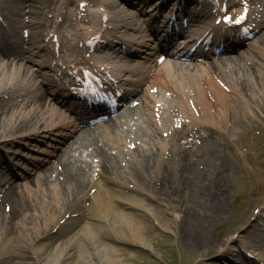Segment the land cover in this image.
Instances as JSON below:
<instances>
[{"label": "bare ground", "instance_id": "bare-ground-1", "mask_svg": "<svg viewBox=\"0 0 264 264\" xmlns=\"http://www.w3.org/2000/svg\"><path fill=\"white\" fill-rule=\"evenodd\" d=\"M79 2V0H76ZM12 3L10 5L14 6V10L12 12V23L18 25L21 23V20L27 15L31 16H44L45 11H56V6L60 3H63V0H10ZM66 3V4H65ZM63 3L64 7L75 4L74 0H66ZM79 4V3H78ZM88 4L95 6L99 5L107 11L106 14L112 15L117 12H121L120 5L114 0H91ZM9 6V5H8ZM79 10V7L77 6ZM89 12V11H88ZM44 14V15H43ZM103 17V13H91L89 12L86 15V19L92 23L98 22V33L100 30L104 29L103 23L99 20ZM60 26L62 29L71 30L70 33H73L72 30L76 28L77 25H82L84 19L80 16V13H70V11H63L60 15ZM134 20H131L133 22ZM107 22V21H106ZM64 23V24H63ZM132 24H125L121 26L122 29H134L131 28ZM107 26V25H106ZM41 26L39 25L38 28ZM55 33V31H54ZM261 35L257 39V43L259 46L264 47V32L260 33ZM90 36L91 34L88 33ZM66 40V39H65ZM66 44L69 45V54H71L70 63L74 68H79L84 60L82 58V54L86 50L84 47V36L79 35L78 33H74L70 40H66ZM142 44L144 43L141 41ZM82 45L81 49L79 48ZM234 44L229 45V49H232ZM61 48V44H60ZM110 45L100 44L98 45L94 52V57L96 58V52L101 51L100 49H108ZM152 51L149 53L148 58L146 59L147 66L142 68H130L127 67L124 71L128 75L136 74L138 76V81L133 83L132 86L135 87L133 91V95H137L138 92L144 90L147 86H152L151 88H158V91H164V93L171 94V101L166 102L159 96L160 99H157L155 96L150 95L148 92L143 95V100L141 101V112H145L150 117V111L153 106L155 108L156 103L159 101L160 103V120L156 121L154 119V113L152 111V116L154 121H152V131L153 134L160 135L161 133L169 134V139L165 141V145L159 147V145L154 141L153 134L148 132L146 128L143 127L142 124H137V130L135 136L132 140H140L145 146L152 145L156 149V153H151L148 151H140V152H132L131 160L126 169L125 174L127 177L135 184H138L142 187L141 192L150 193L152 195H158L159 193L164 194V189L156 186L157 178L155 176V172L166 173V179L168 180L171 177L170 172L171 166L175 163L179 164L177 167L180 170L183 168L182 162L187 159L192 152L197 150H203V152H207L211 156H220V150L218 146L210 139V136H201L200 144L193 145L187 151H182L178 135L181 131H175L173 128L174 124H178V120H181L180 114L187 118H191L192 123L195 125L197 122L205 123L207 127L209 126H218L221 125L222 129H236L240 125V120L245 116L247 111V103L244 101V98H247L248 95L253 91V86L251 82V78L253 75L256 76L257 72L250 67L245 66L241 63L239 59L233 56H229L226 58H222L219 60H213V67L207 66L205 69L201 70V66H204L203 61L208 57L205 54H200L203 59L198 65L194 67L196 70V75L192 76L189 70H176L174 68L167 67L166 65H157V62H151L150 59L159 55L161 51L151 49ZM118 55H124L122 51H116ZM226 54V53H225ZM179 54H176L178 57ZM212 56V54H210ZM9 62H4L0 65V79H8V83L0 87V128L3 131H16L21 132L24 130H39L46 129L47 126L50 125V122L44 123V126H38V123L41 121L39 118L53 120L54 117L63 118V113L61 111H57L54 107H50L48 110L44 111V105L41 104L39 97L32 93L29 95L28 91H20L11 92V87H8L12 81L17 82L21 79V76H24V69L20 64H17L16 61L21 59L22 53L13 52L11 56H9ZM116 58H122L121 56H115ZM190 59L192 57H189ZM194 59V58H193ZM127 64H132V61L127 62ZM227 68L229 70V77H227L226 82L232 87L231 90H234L233 93L227 94L220 88H218L215 80L212 78L215 73V69L217 71H221V69ZM256 73V74H255ZM234 77V80L231 79ZM256 80L258 83H261L264 80V72L259 73L256 76ZM8 87V88H7ZM185 89L189 90L191 93L188 94L184 92ZM18 92H22L23 94L17 95ZM191 94V96H190ZM16 95V96H15ZM187 99V100H185ZM191 99V103L193 104L196 113H199L197 119H192L190 116V111L188 110V105L191 106L189 102ZM174 105V106H173ZM173 106V110H167L168 115H164V107ZM151 107V108H150ZM18 109L19 111L17 112ZM172 108V107H171ZM170 109V108H169ZM26 111V112H25ZM260 111L264 112V106L260 107ZM178 113V115H176ZM41 114V115H39ZM46 115V116H43ZM14 116H16L14 118ZM134 116L139 117L140 112L137 108L127 107L122 112H120L119 118L124 121H130ZM175 120L173 121V118ZM151 118V117H150ZM114 120L110 119L101 124L106 133H111L115 130L116 125L114 124ZM3 121L6 124H2ZM176 122V123H175ZM38 126V127H37ZM66 127L69 128L67 135H65V139L69 140L75 137L71 144H68L63 152L57 158V163L60 167V171H56L54 169L51 172L44 173L40 176V181H37V187H41V190H49V200L45 201L44 199L41 201V198H44L41 192V196L36 194L35 202L33 203V207L29 206V202L27 203L26 197L28 188L24 187L26 197L15 192L14 186H10L6 189L0 190V238L3 240L0 246V264H18L20 260L26 261L31 264H115L116 261L112 258L114 255L113 249L101 242H95L93 240L94 236L102 230L98 228L93 230L91 228L88 230V226L83 227V232L76 238L67 242L66 244L57 246H51V251H44L45 247H42L40 250L31 251V241L29 242L30 235L37 236L39 232V228L41 226L45 229L48 223L56 222V216H54L55 211H59V216L62 212H67L69 214L75 207V201L79 197H87L90 195L85 193V190L89 188H96V184L94 182H90L87 184L85 168H82L80 165H77L70 157V153L74 150L77 151L80 149H90L89 155L94 159H99V165L101 171L105 173H112L113 170V159H111L106 153L103 151L102 147L99 146L98 142L92 138L90 135L79 132V135L74 136L78 131L76 126H71L73 132H70V126L68 124ZM48 131V130H47ZM64 132V131H61ZM132 142V141H131ZM221 142L219 141V144ZM136 151V150H135ZM128 152V151H127ZM208 154L206 156H208ZM174 158L172 161L171 158ZM201 169H198L194 164H192V168L198 169L200 171V175L195 177L197 181H199L200 186H204L203 188L206 190H213L217 186L220 187L223 185L224 180L227 177L231 176V167L227 164L220 165L221 160L218 158H214L212 161H209L207 157L198 160ZM214 164V165H211ZM172 171V170H171ZM52 173L55 176H52ZM187 173V172H183ZM54 178V180L49 183V179ZM217 187V188H218ZM99 188V187H98ZM219 189V188H218ZM194 189L192 188L191 191ZM204 191V192H205ZM103 192V193H102ZM207 192V191H206ZM37 193V192H35ZM51 194V195H50ZM100 196L98 199V203L102 205H106L109 208V211L114 216V224L113 229L117 236H120L122 239L136 238L138 243H142V238L138 236L136 229L134 228L135 223L131 220L130 214L119 213L116 207L111 204V201L116 198L113 196L111 191L107 190H99L98 193L94 195ZM6 204V206H10L9 211L3 212L2 205ZM2 208V209H1ZM31 208H39L38 210L41 212V216L32 215ZM218 217L217 215H215ZM41 219V224H33V221L37 219ZM100 220V219H99ZM126 220L128 222H125ZM218 220V219H217ZM216 220V221H217ZM48 222V223H47ZM75 222L72 218H67L63 221L61 225H59L60 232H64L65 230H69L73 226ZM128 223V224H127ZM41 225V226H40ZM132 228L128 229V226ZM134 225V226H132ZM197 225V224H196ZM211 229V225L204 223L198 228H193L192 224L189 223L186 226L185 233L187 236L192 234L197 241L194 246V241H187L185 239V244L188 245L187 248H198L200 245H205L203 248L196 249L195 251L198 253L202 251L208 244L209 237L208 231ZM88 230V232H86ZM129 230V232H128ZM83 234L84 237L82 236ZM189 234V235H188ZM16 235V236H15ZM90 237V238H88ZM6 238V239H5ZM90 240V242L88 241ZM207 242V243H206ZM228 245L231 246L236 244V241L233 238L228 239ZM220 245V243H219ZM233 247V246H232ZM251 247L253 250H263L264 251V240H259L253 242ZM234 251V250H233ZM231 250H229V254ZM238 255H240V251H238ZM30 261V262H29Z\"/></svg>", "mask_w": 264, "mask_h": 264}, {"label": "rangeland", "instance_id": "rangeland-1", "mask_svg": "<svg viewBox=\"0 0 264 264\" xmlns=\"http://www.w3.org/2000/svg\"><path fill=\"white\" fill-rule=\"evenodd\" d=\"M1 1L2 0H0V3ZM5 1H3L4 5ZM4 5H1V7L3 8ZM144 16L147 17L148 15L146 14ZM85 28L87 27H84V29ZM30 65L31 63L29 62H23L22 67L29 69ZM179 65V63H176L173 66L177 67ZM22 79H24V77ZM7 83L8 79H0V87ZM40 88L42 89L43 87L40 86ZM259 90H261L259 86L254 87L253 93L250 95L251 100L247 102L250 111H256V114H259L260 106H264V100L259 98ZM46 91L49 93L52 89L46 88ZM256 92L258 97L256 96ZM15 110H17V112L19 111L18 109ZM2 124H6V122L3 121ZM86 130L88 131V128ZM216 130L217 132L210 130V139L220 150V156H217L219 158L218 160H221L220 165L228 164L231 167V176L227 177L226 175L223 185L220 187L217 186L219 189L216 187L210 191L206 190V192L203 188L205 185L200 186L199 181L195 178L200 175L198 169H201V166L198 160H204V157H207V159L213 158L211 155L206 156L207 152H203V150L192 152V154L182 162L185 165H183L181 170L177 167L179 164L175 163L171 166L170 172H168L171 174V177H169L168 180L166 179V173H162L160 170L155 172V176L157 175L156 183H158L156 186L164 189V194L159 193L158 195H152L145 192L140 194L142 187L133 183L127 177V174H125L129 165V157L126 156L123 151L120 152L117 158L118 163L116 162V165H119V169L113 173L112 176L103 177L108 181L113 180L114 184L102 185L101 181L98 183L106 189L112 191L117 190L120 193L118 198H114V200L111 201V204H116L118 206L117 211H119V213L130 214L131 220H133L136 225L132 226L136 229L138 236L142 238L143 244L138 243L134 237L122 239L120 237L122 234L120 236L116 235L112 227L114 224V216L109 211L110 207L99 204L97 201L100 196L98 195L96 196L95 202H84L81 210L84 208L88 209L89 204L92 209L86 211L83 219L69 228L64 234L57 233V222L60 221V218L65 212H62L59 216V211L56 210L54 213L56 222H47L48 225L45 229L40 225L41 228H39L37 236L30 235L29 242H33L31 250H40L42 247H45L44 251H51V246L66 244L81 233H84L83 227L88 226V230L91 228H93V230L98 228L102 229L94 236L93 240L95 242H101L114 250V256L112 258L115 259V264H213V262L221 263L223 258L230 264H233V262L235 263V252L232 253L231 257H224L227 250L236 249L237 251L240 247L241 251L246 253L252 239L258 234L263 236L264 191L262 194H256L251 188L255 181H260L262 175L259 172L264 173V120H260V118L257 117L253 118V115L248 112V114L245 113V116L240 120V125L236 129ZM13 133L14 132L11 131H3L0 128V138L2 139L6 136H12ZM193 133L196 134L195 131H193ZM186 136L187 135L184 137ZM178 140L182 151L190 149L191 146L188 143L192 142L191 135L187 136V140L186 138L182 140L178 138ZM185 140L188 141V143ZM100 141L104 144L109 143L102 136H100ZM219 141L222 143V146H219ZM161 142L164 146L165 142L163 140ZM29 144L31 143H26L27 147H23L21 143L18 146L17 143L11 145V147L14 146L13 149H17V160L20 156L28 159H35L41 156L37 149L32 148ZM159 144V146H162L160 142ZM19 146L22 147L18 148ZM11 147L7 149L11 150ZM148 148L149 152H155L154 147ZM3 150L4 149L0 150L1 157H3ZM113 153H115V151H113ZM10 154L11 153L6 152L5 155L6 161L10 162V166L15 170L14 173H10L11 178H13L11 180L14 182L15 192L26 197V194H23L25 193L24 187L28 188L26 201L27 203L29 202V206L31 207H33V203L35 202L34 195L38 194L41 196V192L44 196V198H41V201L43 199L45 201L49 200L50 191L48 189L41 190L37 187V182L35 181L37 177L29 176L30 174H20L13 166L15 160H12L13 158ZM174 158L175 157L171 158V160L173 161ZM212 160L213 159H210L209 161ZM192 164L198 169L193 170ZM4 176L6 178L5 172ZM22 176H27L28 180L25 181V183H21L19 180ZM0 181V184L4 183V181ZM192 188L194 189L193 191H191ZM123 192L127 193L128 196H123ZM90 202H94V204L92 205ZM251 206L255 208H250L252 209L250 210L249 207ZM9 207L10 206L3 204V212L7 213L10 209ZM33 209L35 208H31V211ZM38 209L39 208L32 211L31 214L39 217L41 212ZM247 209H249L250 212L246 221H243L245 216L247 217ZM65 217L66 215L64 218ZM258 218H262L263 221H259ZM123 221L128 222L126 220ZM40 222L41 219L38 218L33 221V224L35 226L37 223L41 224ZM240 222L241 225H239ZM189 223L192 224L193 228H198L204 223L211 225V229L208 231L207 235L209 237L208 244L198 253L195 250L203 248L205 245L189 249L187 248L188 245L184 242L185 239L189 241V243L190 240L194 241V244L191 245L194 246L197 244L196 242L200 240H195L192 234H188V237L187 233H185L186 226ZM130 227L128 226V229L131 230L132 228ZM88 230L86 232H88ZM229 232L238 242L236 248H231V246L225 242L228 240L227 236ZM84 235L85 234L82 236L84 237ZM1 240L0 246L3 241ZM88 241L90 242L89 239ZM224 246L228 248L220 250V248ZM257 258L264 259L260 254H258ZM246 260H248L249 264L254 263L252 259L249 260V258H246ZM241 261L242 260L238 259L235 264H240ZM31 263L22 260L18 262V264Z\"/></svg>", "mask_w": 264, "mask_h": 264}]
</instances>
